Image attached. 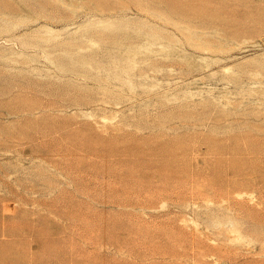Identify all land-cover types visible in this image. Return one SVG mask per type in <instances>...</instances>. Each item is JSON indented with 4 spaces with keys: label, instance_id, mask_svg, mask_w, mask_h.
<instances>
[{
    "label": "rangeland",
    "instance_id": "1",
    "mask_svg": "<svg viewBox=\"0 0 264 264\" xmlns=\"http://www.w3.org/2000/svg\"><path fill=\"white\" fill-rule=\"evenodd\" d=\"M0 264H264V0H0Z\"/></svg>",
    "mask_w": 264,
    "mask_h": 264
}]
</instances>
